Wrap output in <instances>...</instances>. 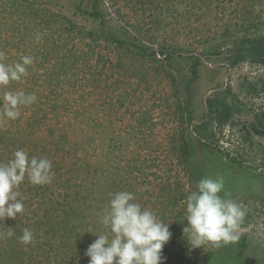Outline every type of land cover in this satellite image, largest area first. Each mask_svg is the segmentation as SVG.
Wrapping results in <instances>:
<instances>
[{"label":"rangeland","instance_id":"1","mask_svg":"<svg viewBox=\"0 0 264 264\" xmlns=\"http://www.w3.org/2000/svg\"><path fill=\"white\" fill-rule=\"evenodd\" d=\"M242 39L264 41V0H0L3 62L33 57L0 95L37 97L0 123V162L23 149L54 173L17 189L24 211L0 221V264H89L120 191L169 223L164 264H264V64L231 65ZM208 99L233 113L220 130ZM206 119L213 142L196 133ZM220 177L246 210L240 240L192 249L184 201Z\"/></svg>","mask_w":264,"mask_h":264},{"label":"clouds","instance_id":"2","mask_svg":"<svg viewBox=\"0 0 264 264\" xmlns=\"http://www.w3.org/2000/svg\"><path fill=\"white\" fill-rule=\"evenodd\" d=\"M3 61L4 53L0 52V89H6L10 82L27 76V66L33 64V57L22 56L13 64ZM36 99L34 93L23 90L3 91L0 95V123L18 119L21 108L31 106ZM52 167L48 158L30 157L23 149L15 151L7 163L0 162V221L15 219L23 213L24 205L18 198L17 189L25 178L32 185L49 184L54 177ZM223 191L222 177L203 178L187 195L184 201L187 226L183 233L192 249L240 240L239 227L246 210L231 199L229 193L221 195ZM100 222L104 231L95 234L98 238L85 252L90 258L89 264H164L162 250L172 236L169 223L137 203L134 193L120 191L113 194ZM8 229L6 236H14L12 228ZM18 239L29 245L33 243L34 234L25 228Z\"/></svg>","mask_w":264,"mask_h":264},{"label":"trees","instance_id":"3","mask_svg":"<svg viewBox=\"0 0 264 264\" xmlns=\"http://www.w3.org/2000/svg\"><path fill=\"white\" fill-rule=\"evenodd\" d=\"M252 43H255V45ZM247 47H249V48L246 49ZM242 51H243V53H242ZM236 52L237 53L231 57L232 58L231 65H235V64H238L240 61H244V59L247 58V56H249L250 57L249 59L252 60L253 62L259 61V62L264 64V41L263 40L256 43V42L250 41L248 39H242L241 41L238 42ZM245 52H247L248 54L245 55L244 54ZM250 91L254 92L253 87L250 88ZM220 93H218V94L216 93L215 95H219ZM207 103L209 104L210 108H212L213 106H216L217 110L215 108L214 109L216 111L220 112L219 113L220 119L218 120L219 124L217 126V129L220 130L222 127V124H224L227 120H229L230 116L233 113L231 112V109L228 106L224 107L222 105H218L216 102L212 101V99H208ZM225 108H226V110H224ZM210 112H211V110H210ZM209 116L211 118L210 114H209ZM211 120L212 119H206V120L202 121L201 124L198 125L199 127H198L197 132H196L198 135V139L213 142V140L208 139V137L213 138L214 136H216L214 134V132L209 129ZM207 130H209V132H208L209 134L207 137H205L204 134L201 133V131L207 132ZM261 133H263V131H261ZM227 156H229V154ZM246 160L247 159L244 158V155H240V154L234 155V157L233 156L230 157V161H246ZM260 182L262 185L261 190L264 191V178H261Z\"/></svg>","mask_w":264,"mask_h":264}]
</instances>
